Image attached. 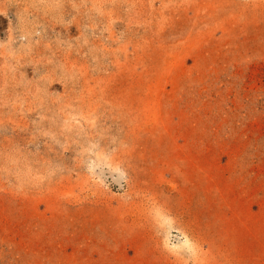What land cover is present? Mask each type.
I'll list each match as a JSON object with an SVG mask.
<instances>
[{"label": "rangeland", "instance_id": "1", "mask_svg": "<svg viewBox=\"0 0 264 264\" xmlns=\"http://www.w3.org/2000/svg\"><path fill=\"white\" fill-rule=\"evenodd\" d=\"M0 264H264V0H0Z\"/></svg>", "mask_w": 264, "mask_h": 264}, {"label": "bare ground", "instance_id": "2", "mask_svg": "<svg viewBox=\"0 0 264 264\" xmlns=\"http://www.w3.org/2000/svg\"><path fill=\"white\" fill-rule=\"evenodd\" d=\"M183 244L186 245V244H187V240H185ZM188 244H189V243H188Z\"/></svg>", "mask_w": 264, "mask_h": 264}]
</instances>
